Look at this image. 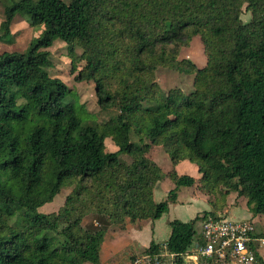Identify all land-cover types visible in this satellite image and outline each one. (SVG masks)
Wrapping results in <instances>:
<instances>
[{
  "label": "trees",
  "instance_id": "1",
  "mask_svg": "<svg viewBox=\"0 0 264 264\" xmlns=\"http://www.w3.org/2000/svg\"><path fill=\"white\" fill-rule=\"evenodd\" d=\"M17 15L41 33L25 52L0 55V264H100L108 224L124 230L169 211L155 200L166 177L176 186L169 201L198 184L211 206L170 222L172 252L185 253L197 224L231 194L264 216V0H13L0 41L11 42ZM194 38L204 67L179 58ZM56 40L68 46L75 81L94 82L101 111H116L107 121L91 124L73 89L50 75ZM160 67L194 76V89L165 94ZM154 146L174 166L195 164L200 178L165 174ZM65 188L64 205L41 213ZM89 211L103 226H83Z\"/></svg>",
  "mask_w": 264,
  "mask_h": 264
},
{
  "label": "rangeland",
  "instance_id": "2",
  "mask_svg": "<svg viewBox=\"0 0 264 264\" xmlns=\"http://www.w3.org/2000/svg\"><path fill=\"white\" fill-rule=\"evenodd\" d=\"M12 1L13 0H0V24L4 18L5 6L10 5ZM63 1L66 4L71 3V0ZM250 18L251 14L247 12L246 7H244L242 15L243 22L249 21ZM11 32L13 36L11 42L7 43L0 41V55L4 52H25L33 38L40 35L41 29L31 27L23 16L17 15L12 23ZM49 51L51 53L50 59L52 62V66L48 69L50 75L52 77L60 78L73 89L74 98H76L80 104L84 105L85 110L88 113V121L91 124L103 123L116 114L115 110H109L107 112L101 111L97 101L96 85L94 82L75 81L77 73L72 71L71 60L68 56L69 49L66 43L56 40ZM76 51L79 55L83 52L79 47L76 48ZM179 58L181 60H191L199 67H204L206 65L204 48L198 38H194L188 47L181 50ZM83 66L84 63H81L80 68ZM156 76L157 81L165 94L173 88H180L185 93H189L194 89V76L180 74L171 68H158ZM106 147L109 152H115L118 150L110 138L106 140ZM157 148L162 149V147L159 146ZM153 156L155 157V155ZM122 160L129 164L132 162V159L125 155L122 156ZM72 190L73 188L63 189L55 200L42 207L40 212L44 214L57 212L64 205L66 197L72 192ZM212 200H214L213 197ZM193 206L195 209H198L197 211L207 208V206L202 203L194 204ZM189 208L190 207H188V209L186 208V210H189L190 213H192V210H195H190ZM245 212H248L246 199L238 197L237 194H231L228 198V202L225 204L224 210L218 213H222V215L225 214L227 217L236 219V213L244 214ZM171 216L165 215L163 220L155 223V241H161L168 236L170 227L167 220ZM101 219L102 218L94 211H89L84 217L83 226L86 229L100 228L103 226V221ZM240 219L248 220L249 218L242 217ZM250 219L255 223L257 236L264 238V216L251 217ZM137 224H139V222L133 224L128 223L131 227H136ZM125 230L126 228L124 230L121 229L118 223H110L107 225V233L101 248V251L103 250V252L100 264H129L133 256L144 250L143 248L135 246L132 242L130 233ZM149 230L151 231L152 228ZM145 233L146 231H143L139 235L144 236ZM112 244L117 246L115 248L117 250L116 253H113ZM259 254L262 260L258 261L257 264H264V246L260 248Z\"/></svg>",
  "mask_w": 264,
  "mask_h": 264
},
{
  "label": "built area",
  "instance_id": "3",
  "mask_svg": "<svg viewBox=\"0 0 264 264\" xmlns=\"http://www.w3.org/2000/svg\"><path fill=\"white\" fill-rule=\"evenodd\" d=\"M198 238L185 253L169 250L166 243L148 245L129 264H257L264 238L257 236L251 219H232L217 213L197 224Z\"/></svg>",
  "mask_w": 264,
  "mask_h": 264
},
{
  "label": "crops",
  "instance_id": "4",
  "mask_svg": "<svg viewBox=\"0 0 264 264\" xmlns=\"http://www.w3.org/2000/svg\"><path fill=\"white\" fill-rule=\"evenodd\" d=\"M157 147L158 146L152 147L150 151V156L161 167L162 171L165 174L175 169L179 175H188L195 178L196 180L200 178L198 167L195 164L185 160L174 166L169 156L165 153L164 150H162L163 148L161 149ZM153 155H155V157ZM175 187L176 186L173 183V181L170 180L168 177H166L159 183L157 189L155 190V200L157 202L168 200L169 211L165 215L171 216L172 214V216L167 220L168 224H170V222L173 220L188 222L194 219L197 215L202 214L211 209V206L209 204V197L199 190L198 184H195L192 187H181L178 191L177 199L175 201H171V200L169 201L168 199L169 192L173 190ZM200 203L206 205L207 208L197 211L198 209H195L193 205ZM188 207H190L189 208L190 210L191 209H195V210L194 211L192 210L191 211L192 213H190L189 210H186V208L188 209ZM164 216L157 221H151V220L140 221L139 224L136 225V227H131L130 225H127L125 231L130 233L132 242L135 244V246L139 248H145L148 245H150L152 242L164 243L169 239L171 235V228L169 230L168 236L165 239H162L161 241H155L154 239L156 235L155 223H158L159 221L163 220ZM235 216L236 219H240L242 217L245 218L247 217L250 219L251 217H253L249 211L245 212L244 214L236 213ZM150 228H152L151 231L149 230ZM143 231H146L145 235L140 236L139 234L142 233ZM112 245H113L112 248L113 253H116L117 250L115 248L117 246H115L114 244ZM102 252L103 250L101 251V259H102Z\"/></svg>",
  "mask_w": 264,
  "mask_h": 264
}]
</instances>
